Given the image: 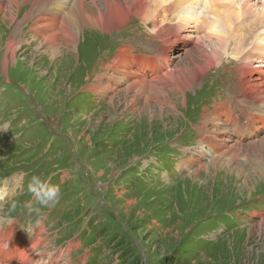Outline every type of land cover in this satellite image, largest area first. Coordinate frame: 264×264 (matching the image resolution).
I'll return each mask as SVG.
<instances>
[{
    "label": "rangeland",
    "instance_id": "rangeland-1",
    "mask_svg": "<svg viewBox=\"0 0 264 264\" xmlns=\"http://www.w3.org/2000/svg\"><path fill=\"white\" fill-rule=\"evenodd\" d=\"M0 4L5 7L0 12V182L15 173L24 176L17 194L0 198V232L6 235L0 264L12 254L18 257L13 264H264V177L251 174V167L250 174H241L225 158L215 168V154L197 130L206 109L241 93L232 53L185 95L170 91L178 109L154 102L149 108L141 100L132 106L134 94L126 96L125 82L103 68L124 46L151 56L161 48L160 43L148 49L155 34L143 19L114 33L83 27L73 49L59 40L58 30L55 59L38 40L21 46L13 59L8 39L21 34L31 40L28 17L36 11L31 1ZM259 28L249 29L244 39ZM183 47L178 43L173 53ZM173 56L158 59L166 72L192 63ZM109 85L116 91L106 90ZM32 175L50 177L60 186L61 199L40 217L27 207L9 216L10 199L30 204ZM18 230L29 241L16 237ZM12 236L18 242H11Z\"/></svg>",
    "mask_w": 264,
    "mask_h": 264
},
{
    "label": "bare ground",
    "instance_id": "bare-ground-1",
    "mask_svg": "<svg viewBox=\"0 0 264 264\" xmlns=\"http://www.w3.org/2000/svg\"><path fill=\"white\" fill-rule=\"evenodd\" d=\"M30 1L33 3L31 10L37 12L28 17L32 22L31 40L28 37L23 40L21 34H16L18 38L14 35L9 37L7 47L11 49L13 59H16V51L21 46L36 40L49 52L51 59H55L60 54L59 40L62 38L67 48L73 49L71 47L80 41L83 27L114 33L135 18L145 21L148 30L155 34L148 49H154L160 43L161 48H156V53L151 56L135 53L131 46H124L115 60L108 66L104 64L103 68L113 71L111 78L117 77L119 82H125L126 96L134 94L131 97L132 106L141 100L145 107L152 108L154 102L176 109L170 91L178 96L181 93L185 95L188 89L197 86L203 76L222 65L226 56L232 53L235 56L231 61L232 68L243 81L242 88L239 87L241 93L230 94L235 95L233 98L225 95L214 104L213 110L206 109L197 130L201 143L215 154L212 162L215 168L218 167V159L225 158V163H234L241 174L254 172L264 177V33L260 32L264 29V0H73L71 7L68 5L70 0H2L9 6L18 4L17 7ZM202 1L205 3L201 4ZM89 2L98 8L97 14L94 7L87 5ZM3 10L4 4L0 6V12ZM11 19L14 23L13 17ZM57 24L59 28H55ZM22 28L19 26L16 31ZM255 28H259L255 36L253 32L250 39L245 40L244 34ZM58 30L62 33L59 40L56 38ZM180 42L184 43L183 51L175 55L174 47ZM230 44L234 46L233 51L228 46ZM171 55L175 60L188 59L192 63L182 69L169 68L166 72L162 64H158V59ZM149 70L152 75L148 74ZM104 77L101 75L99 79ZM99 85L101 83L96 81L92 88L97 91ZM115 89L111 85L106 87L110 92ZM113 100L114 96L111 97ZM233 104L242 106L243 110H236ZM204 152L196 151L194 156ZM248 167L252 169L250 173ZM21 181L19 174L4 179V184L0 186L3 188L0 198L15 191ZM248 181L249 178L244 183ZM19 236L26 241L24 234L16 235L21 238ZM9 257H3L5 264L18 260L16 254Z\"/></svg>",
    "mask_w": 264,
    "mask_h": 264
},
{
    "label": "clouds",
    "instance_id": "clouds-1",
    "mask_svg": "<svg viewBox=\"0 0 264 264\" xmlns=\"http://www.w3.org/2000/svg\"><path fill=\"white\" fill-rule=\"evenodd\" d=\"M27 194L31 197L29 205H25L20 199L12 198L8 201V215L12 216L27 207L29 213L41 216L42 209L54 207L62 197L61 188L53 184L50 177L32 175L27 185Z\"/></svg>",
    "mask_w": 264,
    "mask_h": 264
},
{
    "label": "trees",
    "instance_id": "trees-1",
    "mask_svg": "<svg viewBox=\"0 0 264 264\" xmlns=\"http://www.w3.org/2000/svg\"><path fill=\"white\" fill-rule=\"evenodd\" d=\"M125 231V230H124ZM121 232H123V230L122 231H115V234H119V233H121ZM107 234V236H109V237H111V238H113L112 237V234L110 233V232H107L106 233ZM138 250V248L136 247V249H134V251H137ZM107 256V255H106ZM114 255H112L110 258H112ZM90 264H93L92 262L90 263ZM100 264H103V262H100ZM111 264H113V263H111ZM123 264V263H122Z\"/></svg>",
    "mask_w": 264,
    "mask_h": 264
}]
</instances>
